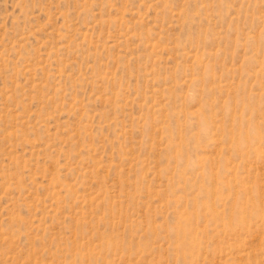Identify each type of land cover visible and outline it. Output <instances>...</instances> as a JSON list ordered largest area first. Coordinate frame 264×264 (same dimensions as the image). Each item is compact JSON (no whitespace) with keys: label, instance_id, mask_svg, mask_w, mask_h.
Instances as JSON below:
<instances>
[{"label":"rangeland","instance_id":"374dc122","mask_svg":"<svg viewBox=\"0 0 264 264\" xmlns=\"http://www.w3.org/2000/svg\"><path fill=\"white\" fill-rule=\"evenodd\" d=\"M0 264H264V0H0Z\"/></svg>","mask_w":264,"mask_h":264}]
</instances>
